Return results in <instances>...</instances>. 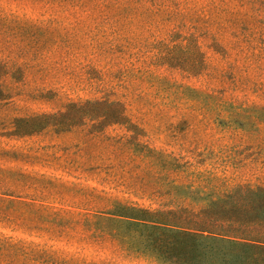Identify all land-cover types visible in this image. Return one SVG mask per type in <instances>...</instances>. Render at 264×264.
Returning a JSON list of instances; mask_svg holds the SVG:
<instances>
[{
	"label": "rangeland",
	"instance_id": "374dc122",
	"mask_svg": "<svg viewBox=\"0 0 264 264\" xmlns=\"http://www.w3.org/2000/svg\"><path fill=\"white\" fill-rule=\"evenodd\" d=\"M95 101L126 120L12 135ZM235 185L264 187V0H0V239L15 264H165L81 218L111 201L195 208Z\"/></svg>",
	"mask_w": 264,
	"mask_h": 264
},
{
	"label": "trees",
	"instance_id": "16d2710c",
	"mask_svg": "<svg viewBox=\"0 0 264 264\" xmlns=\"http://www.w3.org/2000/svg\"><path fill=\"white\" fill-rule=\"evenodd\" d=\"M192 52L196 63L185 70L193 75L200 67V53L195 45ZM80 118L110 124L126 120L124 108L117 102L72 103L61 112L19 120L32 125L14 127L12 135H31L53 122L59 124L58 131H64L69 128L64 121ZM81 219V228L90 237H107L126 252L146 254L160 263L264 264V187L260 186L235 185L195 208L178 204L159 210L111 201L105 211ZM29 249L23 247L22 251L32 260L37 256ZM19 251L16 243L0 239L4 264H15Z\"/></svg>",
	"mask_w": 264,
	"mask_h": 264
}]
</instances>
